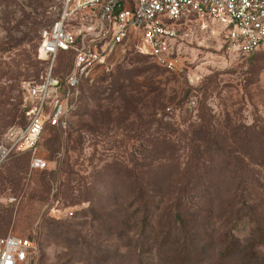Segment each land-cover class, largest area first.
<instances>
[{
    "label": "rangeland",
    "instance_id": "1",
    "mask_svg": "<svg viewBox=\"0 0 264 264\" xmlns=\"http://www.w3.org/2000/svg\"><path fill=\"white\" fill-rule=\"evenodd\" d=\"M62 3L0 0V141L24 122L20 84L48 65L38 57L39 33ZM224 34L217 21L184 20L176 39L182 65L175 71L132 43L114 51L110 70L83 86L68 127L45 129L39 145L50 168L29 172L28 154H13L0 166V236L30 235L38 251L29 264H175V247L158 244L165 222L160 198H173L189 174L182 218L195 234L203 227L207 238L195 243L186 264H264V244H256L264 239L258 230L264 224V44L243 56ZM70 59L60 52L55 71L66 72ZM240 168L245 188L233 200ZM163 169L166 197L141 196L156 187ZM145 199L151 213L142 229L133 210ZM242 200L254 211L244 206L234 225L227 211ZM57 203L75 207L74 214L52 217ZM200 205L212 213L200 212ZM247 251L256 254L249 260Z\"/></svg>",
    "mask_w": 264,
    "mask_h": 264
},
{
    "label": "built area",
    "instance_id": "2",
    "mask_svg": "<svg viewBox=\"0 0 264 264\" xmlns=\"http://www.w3.org/2000/svg\"><path fill=\"white\" fill-rule=\"evenodd\" d=\"M191 16L219 22L225 43L240 55L264 44V0H63L57 17L40 31L38 57L48 65L20 84L24 122L3 133L0 166L13 154H28L29 172L50 168L39 145L45 129L68 127L83 86L110 70L114 51L132 43L157 65L177 70L182 65L176 50L179 25ZM60 52L71 59L67 71L58 73ZM74 211L57 203L50 215L66 218ZM37 251L30 235L0 236V264H29Z\"/></svg>",
    "mask_w": 264,
    "mask_h": 264
},
{
    "label": "trees",
    "instance_id": "3",
    "mask_svg": "<svg viewBox=\"0 0 264 264\" xmlns=\"http://www.w3.org/2000/svg\"><path fill=\"white\" fill-rule=\"evenodd\" d=\"M40 33H39V39H40ZM119 78H117L115 80V82L117 83V90L121 89V85L118 83ZM119 84V85H118ZM123 93V92H122ZM216 147L219 149H222L223 151H225L224 146H222L221 144H219V142L215 141ZM228 154H231L228 153ZM233 155V154H232ZM235 155V154H234ZM234 158H238V155H235ZM164 168V167H163ZM190 168V167H189ZM186 170V167L184 168L183 172ZM190 170V169H189ZM190 173V171H189ZM193 173H196V170H193ZM236 176L239 178V184L238 186L232 191L229 192L231 198L234 200L236 199L238 196H240V199L242 198V194L244 191V181H241V178H243V172L242 169L240 168V170H237L236 172ZM193 174V175H194ZM164 175H166V169H163L160 172V175L156 178L157 182H156V187L155 188H147L145 187L144 190L141 193V196H145L147 199L149 198V191H152L155 194H159L162 197H166V192L163 191L164 187L163 185H161V182L164 180ZM191 179L189 177V174L187 176H185L182 180H181V184H179L176 188V194L173 196V198L169 199L168 201L164 202L162 201V198H160L161 203H164L165 206L162 207V215L165 216V222H161L162 225L164 226V229H162L161 231L158 232V234H160L162 236L161 241L158 242V244L162 245V244H166V243H170L172 246H174L175 248L172 250L173 251V257H172V262H175V264H186L191 258H192V253L193 250H195L194 248L196 247V242L206 239L207 238V233H203V227H202V231L199 234H195L194 231H189L188 230V220H184L182 218V215L186 213V211L182 210V207L185 203V199L187 198L186 195V191H189L190 187H187V185H189ZM210 191V188H209ZM153 194V195H155ZM140 195V192H139ZM169 197V196H167ZM147 199L145 200H140L141 204H136L133 212L139 213L141 220L140 222H142V229H144L146 224V221L148 219V216L151 213V207L147 205V203L145 202ZM160 202H154L152 203V207H154L155 209H159L160 208ZM235 203V202H234ZM233 202L228 204V207H232ZM133 205V203L131 204ZM246 207L247 212L248 213H252L254 211V209L252 208V205L250 203H246L245 200L241 201V204L239 207L236 208H231L229 211H227V213L230 216V221L234 222V225H237L239 219L242 216V208ZM200 208H198V210L200 212H204L207 215L211 214L212 210L210 209V207L207 206V208H204L203 205L199 206ZM177 222V223H175ZM175 230V234L173 233V231ZM179 230V231H176ZM258 230H260L261 232H264V224L262 226H259ZM180 232V233H179ZM230 244L232 242H234L236 239L234 238L233 234L230 235ZM256 242V240H255ZM229 244V246H230ZM256 244L258 245H263L264 244V239L262 242H256ZM232 246V245H231ZM199 250L201 252H203L205 250V247L200 246ZM231 248L228 247L227 250H225V254L228 253V251H230ZM224 252V250H222ZM253 253V254H252ZM256 254V252L253 251H247L246 255L248 256L249 260L252 256H254Z\"/></svg>",
    "mask_w": 264,
    "mask_h": 264
}]
</instances>
